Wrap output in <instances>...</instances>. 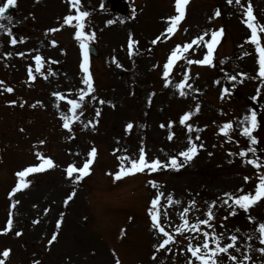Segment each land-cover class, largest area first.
Listing matches in <instances>:
<instances>
[{
  "label": "rangeland",
  "instance_id": "obj_1",
  "mask_svg": "<svg viewBox=\"0 0 264 264\" xmlns=\"http://www.w3.org/2000/svg\"><path fill=\"white\" fill-rule=\"evenodd\" d=\"M247 2L241 0L245 5L242 8L235 2L229 5L227 0H189L185 19L175 34L152 45L151 41L167 26L162 18L176 14L174 0H119L116 7L111 0H82V10L90 13L85 31L89 34L95 31V39L90 42L97 47L99 56H89L96 92L85 98L83 115L72 125L75 138L71 140L59 115L61 111L68 112L69 105L52 93L58 91L68 98L79 97L78 90L84 87L80 69L82 53L74 39V27L64 26L46 34L47 29L62 23L63 17L69 14V5L65 0H16L12 13L0 17L3 26L0 27V80L14 89L8 93L0 85V229L7 227L10 214L13 219L12 229L0 232V258L4 249H11L5 264H32L34 260L41 264H115L117 256L121 264H186L187 237L196 234H177L174 228L182 222L183 208L189 207L193 200L195 207L187 214L191 223L197 218H206L208 206L217 200L213 210L215 220L211 222L217 233H223L222 243L230 242L229 237L239 228L235 234L239 237L240 251H230L241 256L251 244L253 261L245 264L264 261V256L256 251L264 247L258 239V224L264 222V199L249 212L237 209L235 216L229 215L231 209L227 205L221 206L225 192L240 194L237 190L243 187L245 193L255 194L258 177L264 174V168L258 170L246 162L256 157L264 160V77L259 75V54L247 39L251 35L244 23ZM5 3L7 0H0V7ZM251 3L254 22L264 24V0H251ZM122 4L125 8H120ZM217 9L222 13L219 17L214 16ZM71 14L75 15L74 9ZM109 20L113 23L109 24ZM9 28L18 40L16 45L10 43ZM220 28L224 33L214 49L211 65H188L181 59L170 74L174 85L188 71L187 83L199 91L186 87L189 94L181 97L179 89L172 85L165 87L162 65L170 51L205 31L209 32L205 39H210L211 31ZM130 33L139 41L131 57L127 47ZM258 34L264 45V30L258 29ZM53 39L58 41L56 46L51 45ZM206 51L203 44L199 48L193 45L187 56L192 60L202 59ZM8 52L12 55L5 56ZM18 52L25 55L18 56ZM37 54L44 57L41 72L47 79L35 71ZM113 57L123 67H117ZM29 65L36 76L34 81L28 78ZM49 68L52 73L48 72ZM230 76L236 79L230 80ZM225 87L229 89L226 94ZM152 93L155 95L151 96ZM100 98L111 101L115 107L107 103L100 105ZM13 100L17 103L10 104ZM37 101L41 103L32 107ZM197 104L200 111L189 123L194 129H201L191 135L194 139L199 136L197 143L204 147L193 160L179 169L145 170L120 180L109 174L119 170L118 157L138 158L141 146L148 159L159 157L168 161L170 156H178L189 146V133L179 124V117L194 110ZM97 109L101 110L99 117L95 115ZM252 110L257 112L258 119V127L253 132L258 142L254 145L240 134L238 126ZM97 119L95 128L83 127V123ZM169 121H176L172 128L167 127ZM129 122L134 125L130 132L126 131ZM226 122L233 123V131L229 133L231 141L219 132ZM162 123L166 127L162 128ZM170 132L175 133L172 140L168 139ZM40 140L46 142L39 144ZM92 146L98 153L90 166V174L73 183L66 176L67 165L75 162L81 167L90 158L87 154ZM245 148H255L256 152H249L247 157L229 154ZM37 151L52 157L56 166L29 174L26 180H31L30 186L10 195L19 182L16 173L41 162ZM178 159L183 161V157ZM244 176L251 179L246 182ZM151 180L157 182V187L148 183ZM73 189L76 195L65 206L64 200ZM159 192L164 193L158 206L161 222L176 235L177 243L170 245L172 253L161 250L153 260L157 235L150 227L147 209ZM170 194L180 203L168 205ZM16 200L20 203L13 209L11 204ZM45 209H49L47 214ZM61 213L64 220L57 230ZM249 214L256 218L255 222L247 219ZM225 216H228L226 221ZM37 219L39 223H34ZM17 231H22V235L16 236ZM56 231L58 238L49 245L48 240ZM219 260L222 264H233L226 254H221Z\"/></svg>",
  "mask_w": 264,
  "mask_h": 264
},
{
  "label": "snow or ice",
  "instance_id": "obj_2",
  "mask_svg": "<svg viewBox=\"0 0 264 264\" xmlns=\"http://www.w3.org/2000/svg\"><path fill=\"white\" fill-rule=\"evenodd\" d=\"M233 2H235L237 5H240L242 8H245V5L241 3V0H227V3L231 5ZM16 3V0H7V3L4 4L3 7H0V17H3L5 10L9 8L10 5H14ZM65 3L69 5V14H66L63 19L62 23L58 27H52L46 30L47 33H55L62 29L64 26H72L75 28L74 31V39L77 40L79 47L81 49L82 53V61L80 63V69L83 73L82 76V85L84 87L80 88L78 90L79 97L78 98H68L61 92H54L52 93L53 96L57 98V100L60 101H67V104L69 105L68 112L61 111L59 112V115L62 119V127L64 129H67L70 133L68 139H74L75 133L73 132L72 125L76 121H80V117L83 115V104L86 97H88L90 94H93L96 92V88L94 86V78L93 74L90 70V58H89V44L90 41L95 39L96 33L95 31H92L90 34L85 31L86 29V18L89 17L90 13L87 10H82V0H65ZM189 4V0H174V6H175V13L174 15L162 18L165 20L167 26L164 29L163 32H161L159 35H157L152 41V45H156L158 42H161L163 40H167L171 38V35L175 34L177 29L180 27L181 22L185 19L186 16V6ZM75 10V15L71 14L72 10ZM221 10L217 9L214 13V16L219 17L221 15ZM244 16L246 17L244 19V23L246 26L250 29L251 35L247 38L248 42H251L255 46L256 52L259 54L258 64H259V75L261 77H264V45H262L261 36L258 34L259 30H264V24L258 25L254 21L256 20V17L254 15V9L251 3V0H248L246 5V10L244 11ZM211 19V17L209 18ZM75 22V23H74ZM109 24L113 23V21L109 20ZM0 27H3L0 25ZM185 31H187L185 29ZM224 33V29L220 28L219 30H212L210 33V39H205V37L209 36V32L205 31L201 35H198L197 37L193 38L190 42H185L182 45L177 44L169 53L166 62L162 65V77L164 79L165 87H168L169 85H172L173 87L179 89V95L181 97H186L189 93L185 90L192 89L193 91H199L198 89H193V85L191 83H187L189 79L188 71H185L184 73V79L181 80L177 84H172V80L170 78V74L174 68V65L177 61L184 59L188 65H191L193 63L199 64V65H211L213 63V55H214V49L217 47L219 41L222 38V35ZM8 35L11 37L10 43L12 45H16L18 40L15 36H12L11 29H8ZM21 42H23L21 40ZM139 41L134 39V34H129L128 39V54L131 57L134 55V48L135 46H138ZM58 44V41L55 39L51 40V45L56 46ZM203 44L207 51L206 54L203 56L202 59H189L187 54L190 49H193V45H196L197 48ZM5 56H11L12 53L8 52L4 54ZM18 56H24V52H18L16 53ZM245 55H248V53H245ZM113 61L116 63L117 67H123L122 64L119 63V61L116 59V57L112 58ZM34 60L36 62L35 71L40 72L41 75H44V73L41 72V68L43 67L44 57L40 54H37L34 56ZM223 63V61H222ZM154 67H161L160 65H154ZM28 78L30 80H35L36 76L33 74V67L29 65L28 67ZM52 69L49 68L48 72L52 73ZM246 75V74H242ZM44 78L47 79V75H44ZM230 80H235L236 76H230ZM219 83V81H217ZM0 85H3L5 90L8 93H12L14 91L13 87L6 84V82L0 80ZM229 89L225 87L223 89V93H228ZM155 93H152L151 96H154ZM151 96L149 97V103H151ZM223 98V96H222ZM91 99L93 101H97V97L95 95H91ZM255 99V97H254ZM99 104H109L112 107H115L114 104H112L111 101H105L104 99H99ZM10 104H16L17 101H9ZM41 102L37 101L36 104H33L32 107H36L37 104H40ZM57 108L60 107L59 104L56 105ZM200 111V105H195L194 110H189L184 112L179 117V124L186 127L187 132L189 133L188 136V143L189 146L178 153L179 157H183V161H180L178 159L177 155H172L169 157L168 161H162L159 159V157L154 159H148L147 152L143 146L139 148V155L138 158H131V157H125L121 156L118 157L120 160L119 164V170L115 172L114 174L109 173L110 175H114L116 180H120L122 177L130 175V174H136V173H143L145 170L148 172H155L159 171L162 168L168 169H179L183 167L185 164H187L189 161L193 160L198 154L199 150L204 147L203 144H198L197 141L200 140L199 136H196L195 139L191 135V133L195 131H201L198 127L194 129V126L192 123H189L191 118ZM96 117H99L101 115V110L97 109L95 112ZM250 121V125H249ZM81 123H83L81 121ZM98 119L93 122L92 120L87 121V123H83L84 128H88L89 126H92L95 128V124H98ZM176 123V121H169L167 124L168 128H172V126ZM133 123L129 122L126 125V131H131L133 129ZM162 128L166 127L165 124L160 125ZM241 128L240 134L248 137L251 144H256L258 142L257 136L253 134L254 130L258 127V119H257V112L255 110L251 111L250 115H245L243 117V120L238 125ZM233 131V123L232 122H226L224 123L220 128L219 132L224 134L230 141L232 140V136L229 135L230 132ZM175 136L174 132H170L168 135V139L172 140ZM46 141L40 140L39 144H44ZM114 151H120L119 149H116ZM249 152L255 153V148H245L241 149L239 153H232L230 152V155H239L240 157H247ZM98 150L95 146H92L90 148V151L88 152L89 159H86L81 167H77L75 162L70 163L66 167V176L71 180L73 183L82 181L84 177L88 176L91 172L90 166L94 163V160L97 156ZM78 154V153H77ZM37 159L41 161L38 164L30 165L28 167H25L23 170L18 171L16 173V176L19 178V182L15 185V187L12 188L11 194L16 193L17 191L21 189H26L30 186L32 183L31 180H26V177L29 174L33 173H40L49 169H52L56 166L55 161L52 157L46 156L44 153L37 151L36 152ZM128 161L126 164L125 161ZM247 163H250L253 165L256 169L264 168V160H261L259 157L252 158L249 160H246ZM76 174V175H74ZM251 179L249 176H244V180L247 182ZM152 187H157V182L155 180H151L148 182ZM240 194H234L232 192H225L223 193V197L225 199H222L221 206L227 205L231 211L229 212L230 216L237 215V209L244 210L245 212H249L251 207L258 204L262 199H264V174L260 175L258 177V183L256 185L255 194L252 192H244L243 187L237 190ZM76 195L75 189L65 198L64 205L68 206L69 202L73 200V198ZM164 196L163 192L157 193L150 201V207L147 209L148 214L151 219V229H153L157 235V242L153 245V248L155 249V252L152 256V259H156V253H159L161 250H164L167 253H172L173 248L170 247V245H174L177 243V237L173 234V232H170L166 230V227L161 222V214L159 211V205L161 198ZM231 201V204L229 203ZM20 201L16 200L11 204V208H15L17 204H19ZM167 203L168 205H172L173 203H180V201H175L174 197L170 194L167 197ZM196 201H191L189 207L183 208L182 212L180 213L181 217V223L174 228V232L177 234H184L185 232H191L195 233L196 235H190L187 237L189 240V243L186 246L185 253L187 256L186 264H222V262L219 260V256L221 254H226L227 258L233 262V264H245V262H251L253 261L252 256V245L248 244L245 252L241 254V256L234 255L232 251L235 250L237 252L240 251V249L237 247V242L239 240V237L235 234L240 231L239 228L235 229L233 234L229 237L230 242L222 243L223 239V233H217L215 231V225L211 222L215 220V214L214 209L217 206V200H213L210 205L208 206L207 212H206V218L200 219L197 218L194 223H191L187 219V214L191 211L192 207H195ZM235 207H234V206ZM49 209H45L44 212L47 214ZM228 216H225L223 220H227ZM247 219L249 221L255 222L256 218L252 215H248ZM64 220V214L61 213L59 219L56 222V229L59 230L62 226ZM34 223H39V220H35ZM206 226V227H202ZM223 227V222L221 224ZM13 227V219L11 217V214L9 215V218L7 220V227L0 229V232L7 233L9 230H11ZM169 227H171V224H169ZM207 229H211L212 231H208ZM124 230H122L123 233ZM258 239L262 245H264V222H260L258 224ZM162 234V236L160 235ZM16 236H21L22 231H17L15 233ZM59 232H53L51 235V238L48 240V244L52 245L53 242H55L58 238ZM203 237V239H200V237ZM248 240H252V236H248ZM193 241H199L197 243H193ZM257 252L261 254V256H264V247H259L256 249ZM11 249H4L2 252V258H0V264H5V260L10 256ZM32 264H41L39 260H34ZM115 264H121L120 259L116 258ZM261 264H264V261H261Z\"/></svg>",
  "mask_w": 264,
  "mask_h": 264
},
{
  "label": "water",
  "instance_id": "obj_3",
  "mask_svg": "<svg viewBox=\"0 0 264 264\" xmlns=\"http://www.w3.org/2000/svg\"><path fill=\"white\" fill-rule=\"evenodd\" d=\"M89 52H90L92 55H94V56L97 55L96 49H95V47L92 46V45L89 47Z\"/></svg>",
  "mask_w": 264,
  "mask_h": 264
}]
</instances>
